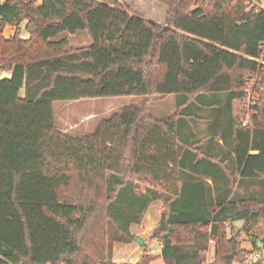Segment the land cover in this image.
Wrapping results in <instances>:
<instances>
[{"label": "trees", "instance_id": "obj_1", "mask_svg": "<svg viewBox=\"0 0 264 264\" xmlns=\"http://www.w3.org/2000/svg\"><path fill=\"white\" fill-rule=\"evenodd\" d=\"M157 1L164 25L116 0H0V73L10 74L0 79V264H116L114 244L135 243L130 228L155 201L164 207L152 232L165 264H205L210 242L214 264H244L264 250V242L238 250L227 237L238 222L249 235L264 221V191L210 196L221 176L229 190L234 174L264 190V106L254 105L252 127L234 114L249 78L264 94V0ZM82 31L87 47L57 39ZM153 95H173L176 117L127 107L86 137L55 126V102ZM222 100L227 177L224 156H202L182 134L186 120H204L197 112Z\"/></svg>", "mask_w": 264, "mask_h": 264}, {"label": "rangeland", "instance_id": "obj_2", "mask_svg": "<svg viewBox=\"0 0 264 264\" xmlns=\"http://www.w3.org/2000/svg\"><path fill=\"white\" fill-rule=\"evenodd\" d=\"M23 1H30V0H23ZM116 1L122 4L124 7H126L129 11L139 15L145 20L154 22L159 25H164L166 22L167 7L159 3L157 0H116ZM78 33L82 35H78ZM13 35H14V28L6 27L3 34L4 38L9 39ZM22 36L26 37L27 35L25 33L24 34L22 33ZM61 38H67L70 46L76 49L81 47H87L91 44L88 35L83 31L77 32L74 35L63 33L59 35L57 39H61ZM3 75H4L3 73H0V79L4 78ZM248 80L249 82L245 87L251 88V90L254 89L253 91L250 90L251 92H249L254 100L252 102L255 104V106L257 105H259V107L264 106V94L263 91H260L262 89L260 85L261 82L257 83L255 78H249ZM258 87L260 88V90H258ZM261 97L262 99H260ZM224 98L226 97L224 96ZM127 107H134L140 110L143 114L145 113L146 115H149L156 120H164L166 118L176 117V114L178 113V110L175 107V97L173 95H169V96L153 95L148 97L95 98V99H86L76 102H55L53 103V115L55 120V126L61 132L72 135L74 137H86L92 134L97 128V126L103 120L109 119L112 116L121 113V111ZM254 111H255L254 109H250L249 107L247 108V105L241 100L240 103L235 102L234 104L235 116H238L241 122L249 119V124H248L249 127H252L253 124L252 114L254 113ZM213 115L216 116L217 113L214 111ZM215 120L216 117L212 120V123L210 124H213ZM225 151L227 153L223 157V161H224L223 168L226 167V169H228L231 172L233 167L231 164V160L228 156L229 153L228 148H226ZM223 175L224 177H227V175L225 174ZM232 177L234 184L232 183V186L230 185V189L227 191L226 190L223 191L224 189L211 190L210 191L211 198L214 199L216 196H221L223 193L226 194L227 199H234V197L249 198L252 197L253 194L263 195L264 190L260 184L243 186L241 183H238L236 174H234ZM225 179L228 180V178ZM225 186L226 183L224 182L223 183L219 182L217 184V187L219 188ZM163 212H164V207L162 206V202H160L159 212L157 214L159 218ZM142 223L145 226L144 228H149L151 226L150 225L151 222L149 220L146 222L145 215ZM241 226H242L241 223L238 222L234 224V226L231 229H227V237L229 239L234 238L239 243L237 247L238 250L251 252V250H253L252 242H255L260 249L263 248L264 221H261L252 230V232L249 235L242 232ZM143 242H144V246L142 247L146 248V251H144L143 254H145V252L148 253L157 250L159 248L158 240L153 239L152 231H151V237L147 238V240L143 239ZM255 253H257L259 257L257 259L252 260L251 258ZM144 256H148V255L145 254ZM205 257H206L205 264H214L215 259H214L213 242H210L209 250L207 251ZM262 258L264 260V250L263 249L259 251L257 250L252 254H249L248 256L246 255L244 264H250L251 262L254 261L257 262L260 261V259ZM155 259H153L152 260L153 262L151 261L150 263L165 264L163 260L161 259L155 260Z\"/></svg>", "mask_w": 264, "mask_h": 264}, {"label": "crops", "instance_id": "obj_3", "mask_svg": "<svg viewBox=\"0 0 264 264\" xmlns=\"http://www.w3.org/2000/svg\"><path fill=\"white\" fill-rule=\"evenodd\" d=\"M78 35H82L78 33ZM4 75V78H9L10 74L8 72H2ZM3 78V79H4ZM223 101V100H222ZM225 103L222 102L220 105H218L219 108L215 107L212 108L209 104H206L205 107L201 109V111L197 112V116L200 118H203L204 120L198 121L194 118L190 120H186L188 124H186V127L182 130V134L184 136V139L189 144H194L195 148L198 150L199 154H202L204 156V153L212 152L214 158H222L223 153L226 148H228V156L231 159L233 157V154L231 152L230 144L232 143V136L230 135L229 130H227L228 122H229V113L226 111ZM217 106V105H216ZM218 109V111H217ZM216 112L217 115H213V112ZM216 117V120L213 124L212 120ZM227 144V145H226ZM229 144V145H228ZM219 162V161H218ZM222 162V160H220ZM219 164V163H218ZM224 163H220L218 167L221 169V174H227L225 168H223ZM190 173V172H188ZM209 186L212 188L213 183L208 180L204 179ZM218 182L223 183L224 180L222 178L217 179ZM216 188V184H215ZM218 189H224V187ZM160 202L155 201L150 204L148 210L145 213V220L146 222L149 220L151 222V226L149 228H144L145 226L143 223L139 226L133 225L131 226L130 230L135 236H139L145 240L147 238L151 237V231L156 224V221L158 220L159 216L157 215L159 212ZM146 251L145 247L139 246L137 243H133L130 245H124L116 243L113 246V261L116 264L128 262L131 264L136 263L140 257L146 255H152L155 256V260H160L161 251L158 248L157 250L151 251V252H143ZM154 260V261H155ZM162 260V259H161ZM153 262V261H152ZM151 264V263H150Z\"/></svg>", "mask_w": 264, "mask_h": 264}, {"label": "built area", "instance_id": "obj_4", "mask_svg": "<svg viewBox=\"0 0 264 264\" xmlns=\"http://www.w3.org/2000/svg\"><path fill=\"white\" fill-rule=\"evenodd\" d=\"M263 8H264V6H262ZM262 50H263V59H262V61H261V64H263L264 65V45H263V47H262ZM249 92H251L250 91V89H248L247 91H246V94H245V96L242 98V102H244L246 105H247V108L249 107L250 109H253V107H254V103L252 102V101H254L253 100V98H252V96L250 95V93ZM249 118H250V116H249ZM248 124H249V119L248 120H245V121H243L242 122V127H247L248 126ZM259 256H258V254H254L253 256H252V260L253 259H257Z\"/></svg>", "mask_w": 264, "mask_h": 264}, {"label": "water", "instance_id": "obj_5", "mask_svg": "<svg viewBox=\"0 0 264 264\" xmlns=\"http://www.w3.org/2000/svg\"><path fill=\"white\" fill-rule=\"evenodd\" d=\"M135 243H137L139 246H144L143 240L139 237H135Z\"/></svg>", "mask_w": 264, "mask_h": 264}]
</instances>
